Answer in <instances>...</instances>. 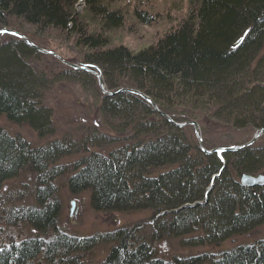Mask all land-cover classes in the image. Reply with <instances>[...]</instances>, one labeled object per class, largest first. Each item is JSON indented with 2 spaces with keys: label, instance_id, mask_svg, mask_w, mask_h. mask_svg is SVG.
<instances>
[{
  "label": "trees",
  "instance_id": "16d2710c",
  "mask_svg": "<svg viewBox=\"0 0 264 264\" xmlns=\"http://www.w3.org/2000/svg\"><path fill=\"white\" fill-rule=\"evenodd\" d=\"M80 2H84L88 14L101 23L100 33L87 31L76 8ZM106 2L0 0V29L15 30L11 19L16 18L36 32L74 33L79 37L75 44L80 46L75 48L89 51L83 53L85 65L95 66L100 71L109 92L139 91L175 122H185L182 118L187 119L189 111L198 112L195 106L201 109V115L205 114L218 124L235 129L251 125L255 130L264 129V0H188L189 14L177 29L136 54L124 47L106 50L109 39L105 33L125 24L120 10L112 9ZM135 15L144 25L155 20L148 11H135ZM8 37L0 46V120L4 118L8 124L25 126L40 140H46L51 137L54 126L52 111L43 105V94L54 82L28 64L41 55L38 51L25 41ZM241 38L242 43L235 48ZM63 77L71 78L85 92L91 93L101 125L120 134L119 138H109L110 133L103 131L105 136L87 138L81 142V148L77 142L63 139L75 147L76 155L82 153L84 147L92 151L91 157L98 158L86 167L75 164L79 174L68 181V188L75 193L78 180L92 188L90 204L102 213H111L107 210L110 207L120 208L122 213L148 212L152 206L158 210L164 207L172 210L178 203L203 197L206 177L213 171L215 174L224 168L222 179L230 170L233 172L232 169L255 173L263 170L261 154L255 153L253 148L226 153L223 160L217 154L207 156L197 143L194 142V147L190 145L182 128L160 116L139 96L123 92L106 97L99 90L97 79L86 71L68 68L54 81ZM224 104L229 107L224 108ZM37 121L42 124H36ZM91 129L96 131L99 127L96 124ZM122 130L128 133L126 138ZM6 131L5 127H0V216L8 211L4 205H8L7 197L2 189L9 179L17 177L23 169L39 172L41 178L45 174L48 178L55 165L70 156L62 154L59 146L63 141L54 139L31 150L24 141L15 144L13 136ZM89 142L103 145L106 152L99 153L94 148L95 143L91 146ZM119 142L125 143L119 146ZM46 195L45 191L38 190L39 206L21 212L27 216L28 225L41 230L54 217L51 208H39ZM173 216H177L178 221ZM160 221L169 223L164 234ZM155 224L150 236L142 231V226L136 225L131 232L115 233L109 240L104 238L111 246L101 264H153L152 244L161 235L178 239L179 231L191 225L197 234L206 236L213 248L240 235L262 232L264 186L250 190L229 181L224 191L219 188L217 193H209L205 207L187 208L166 218L162 216ZM63 235L49 244L45 242V248L49 247L43 257L45 261L55 253L56 250L51 253L50 248L55 246L56 240H70V236ZM134 240L137 249L127 246ZM31 241L12 248L15 242L8 248L6 243L0 242V264H23L37 251V245ZM93 242H82L78 247L86 248ZM240 244L237 242L229 250L215 253L217 261L200 259V264H264V239L251 248ZM58 251L67 259V251ZM171 260L184 259L174 256Z\"/></svg>",
  "mask_w": 264,
  "mask_h": 264
},
{
  "label": "rangeland",
  "instance_id": "374dc122",
  "mask_svg": "<svg viewBox=\"0 0 264 264\" xmlns=\"http://www.w3.org/2000/svg\"><path fill=\"white\" fill-rule=\"evenodd\" d=\"M107 3L112 9L120 10L125 18V24L121 28L105 33L104 36L109 39V45L106 50L124 47L134 54L148 49L165 37L169 32L176 30L179 26L178 24L185 20L189 14L188 0H107L106 4ZM76 8L78 14L83 18V23L86 29H88L87 31L100 33L101 23L88 14L84 2H80ZM135 11H148L155 17V20L150 25H144L136 18ZM11 23L15 28V30L12 31L17 32V30H20L19 33L30 40L33 45L58 56L57 58L51 54L39 52L41 55H39L37 59L34 58L28 62L35 71L44 74L46 78L54 82L51 88L49 90L47 89L43 94V105L52 111L55 134L53 138L51 136L46 138V140H40L36 134L27 127L8 124L4 118L0 120V127H5L13 137L18 136L15 138L27 140L30 143L31 149L41 148L47 143L53 142L56 138V141L69 138L77 142L78 145L87 138L94 139L105 136L104 132L110 133L108 136L109 138H119L120 134L117 135L114 131L110 132L107 127L101 125L97 105H95L96 100L91 93L85 92L80 84L78 85L72 82V79L69 77L65 79L63 77V79L54 81L63 70H68V68H70L62 64L60 60L89 69V67H85L86 62L83 60L85 57L83 53L88 54V49L82 50L83 52L80 51L82 48L76 49L80 47L78 43L75 44L79 37L75 36L74 33L70 35L69 32L68 34L60 33L56 30L36 32L34 28L16 18L11 19ZM7 30L11 31V29ZM8 36L7 34L0 35V46L8 41ZM75 46L77 47L75 48ZM64 66L68 68L65 69ZM93 69V72L98 73L95 67ZM94 77L96 78V76ZM193 108L199 111L201 110L199 107L193 106ZM199 111H189L187 112L189 115L187 119L182 118L185 122H195L199 126V135L196 134L192 126H185L182 128L192 147L195 145L194 142L199 145V137L202 139L206 149L207 147L209 149H216L243 146L257 133L255 129L247 128L238 130L231 126L218 124L214 122V120L207 118L205 114L204 116L201 115ZM185 122L182 121L181 123ZM96 124L99 129L91 131L92 125L94 126ZM97 131L99 132L96 133ZM89 143L91 146L95 143L94 148H97L99 153L106 152L103 145L96 142ZM124 143L125 142H121V144ZM252 148L255 149V153L261 154L264 172V135L257 139V142L252 145ZM231 160L232 159H230L228 163H230ZM74 161H76L74 156L63 159L58 167V171L62 172L58 173H66V175L53 183L50 182L51 186H54V189L52 192L53 195H50L52 197H50L49 201H52L55 195V200L58 202L57 204H59L60 201L59 206L62 207V213L60 214L58 222L60 226L57 228L54 227L61 236L65 234L67 236L84 238L88 241L94 240L93 243H96L94 248L95 256L90 259V263L105 260L109 247L111 246V244H109L110 242H106L105 239L108 238L109 240L110 236L118 233L117 231L131 232L136 225H139L142 226V231L150 236L152 231L150 227L153 226L154 222L151 221L153 217L149 211L121 214L94 213L90 204L91 195L89 192L81 193L77 191L76 193H71L68 188V179L78 172V169L75 168ZM223 169L224 168H221V170ZM41 176V173L36 171L32 172L30 169L19 171L17 178L7 182L2 189V194L6 195L9 201H12V203L8 205L4 203V205H6L5 208L9 210L11 208L17 209L14 207L21 206L22 208H19L21 209L20 212H24L30 208L37 207L36 192L38 190L47 191L50 189L45 183H41ZM71 203H74V207L71 206ZM3 215L0 216V229L7 226V224L2 221L6 216ZM161 222L162 221H160V223ZM159 224L157 226H159ZM17 228V226H14V228L12 226H7L5 227V231H2L6 236V242H4L6 246L10 245L12 242H24L35 237L25 225ZM15 229H17V231H15ZM53 231L54 230L50 229L47 234L48 237L44 238L42 242H47L49 244V242L54 241L56 236L53 235ZM260 239H264V229L262 232L261 230H257L247 233L241 238L229 240L217 248H205L202 252L209 251L217 253L229 250L232 246L236 245L237 242L252 245L257 243ZM182 242L181 239L164 236L163 241H155L152 247L161 252V257L164 261L170 258L172 259L174 256L182 257L184 260L189 259L195 254L194 250L193 248L188 249L181 247L180 244Z\"/></svg>",
  "mask_w": 264,
  "mask_h": 264
},
{
  "label": "bare ground",
  "instance_id": "6f19581e",
  "mask_svg": "<svg viewBox=\"0 0 264 264\" xmlns=\"http://www.w3.org/2000/svg\"><path fill=\"white\" fill-rule=\"evenodd\" d=\"M242 41H243V38L239 39L237 41V43L234 45V47L235 48L239 47L240 44L242 43ZM87 67H89V71L92 72V70H94L93 68L95 66L87 65ZM99 90L106 97H112L114 95H118L120 93H123L122 90H126V91H124L126 93H130L129 91H131V90H128V89H121V90H118L117 92L111 93V92H109L107 90L106 86H104V90L107 91L110 94V95H106L100 89V87H99ZM133 91H136V90H133ZM130 94H133V93H130ZM141 94H143V93H141ZM133 95H136V94H133ZM136 96H139V95H136ZM139 97L142 98L141 96H139ZM142 99L145 100L144 98H142ZM151 102L153 103L152 100H151ZM148 104L154 109V107L150 103H148ZM227 107H229V104H224V108H227ZM155 111L160 116H162L163 118L168 120L169 122L170 121L175 122L168 115H166L165 113L159 111L158 107H157V110H155ZM248 119L250 120L251 118H248ZM47 121H48V119H47ZM36 124L40 125L42 123H40V121L39 122L37 121ZM174 124L189 125L190 123H188V122H185V123L175 122ZM52 126H53V123H52ZM247 128L256 129L252 125L248 126V127H245V128H242V129H247ZM262 130H264V129H262ZM122 131H124V136L123 137L126 138V135L128 133L125 132V130H122ZM256 131H257L256 134H258L261 130H256ZM46 132H48V130ZM54 134H55V129L53 128V131L51 132V135H49V136H52ZM255 135H253V137ZM262 136H260V137H262ZM138 137L141 138V136H138ZM253 137L251 138V140L253 139ZM12 139H14L15 144H18L20 141H24L30 146V143L27 140H25V139L15 138V137H12ZM251 140H249L248 142H250ZM58 141H60V140H58ZM61 141H63V139ZM256 142H257V140L252 145H254ZM61 143H62V145H60L59 147H60V149L62 151V154L63 155H70V156H66V158L74 156V158H76V161H74L75 162L74 164H76V165L86 167L89 162H91L92 160H97L98 159L97 157H91L90 155H92V151H89L88 149H85L84 147H82V150H83L82 153H79L78 155H76L77 152L75 150V147L73 145H71V144H68L67 140L63 141ZM118 145L121 146L123 144H121V142H119ZM252 145L247 147V148H242L239 151H242V150H245V149H248V148H252ZM78 147L81 148V145H78ZM229 148H231V147H229ZM221 149L222 148H216V149L215 148L214 149L211 148L209 150H206V151L210 152V154H205V153L204 154L207 155V156L208 155L211 156V155L217 154L216 156H218L219 159L221 158V160H223V157L225 156L224 155L225 153L232 154V153L238 152V151H234V152H222V153H219L218 150H221ZM31 150H33V149H31ZM252 150L254 151L255 149L253 148ZM78 156H81V157H78ZM197 163L201 164L200 161H197ZM59 166H60V163H57L55 165V170L51 171V172L49 171L51 173V175L48 178H47V176L45 177V174L41 178L42 179L41 183H45V185H47V187L50 188V189L45 191L46 194H47L46 196L47 197L49 196V197L45 198L43 206H40L39 208L48 207V208H51L53 210L54 217H53V219H52L50 224L46 225L44 228H42V230L40 228H38L37 226L28 225L27 216L24 213L20 212L21 209H19V208H22L21 206L20 207H14V208H17V209H14L12 211L8 210L3 215V216H5V215L6 216H5L4 219H2V221H4L7 224V226H12L13 228H14V226H17L19 228V226H24L25 225V227H28L30 232H32V234H34V236H35V237L31 238V240H32L31 243H34V245H37L36 246L37 247V251L35 253H33L28 259L26 258L24 260L23 264H91L90 263V259L95 256L94 248H95L96 243H93L92 245L87 246L86 248L78 247L79 244H81L82 242H87L89 244L90 241H88V240H86L84 238H80V237L77 238V237L70 236L72 238L71 239L68 236H65V237H68L70 240H64L63 239L64 241L62 240V241H59V242H58V240H56L55 246L50 248L51 249V253H52L53 249H54V251L56 250L55 253L52 256H49L48 259H46V261L43 258L44 255L46 254V251L49 252V249H48L49 247L45 248V246H44L45 242H42V241H43L44 238L48 237L47 234L49 233L50 229L54 230L53 231V235L56 236V239L60 237V234L57 232V229L55 230V228L60 226V224H58V222H59V219H60V214L62 213V210H61L62 207L59 206L60 205V201H59V204H57L58 202L55 200V195H54L53 200L49 201L50 197H52L50 195H53V193H51V192H53V189H54V186H51L50 182L53 183V182L59 180L62 176L66 175V173H58V172H62V171H58V169H59L58 167ZM232 170H233V172H230L231 171L230 170L226 175H224V177L222 179H221V177L223 176V171L221 169L217 170V173H215V174H213L214 171L212 172V174H209L208 177H206V182H207L206 185H207V187L205 188L203 197H199L198 199H195V198L190 199L189 202L185 203V204H181V203L176 202L178 204H176L175 205L176 208L172 209V210H170V209H168L166 207H164L165 211L162 210V209L158 210V208H156L159 211V212H157V210L152 206L150 208L149 212L151 213V216L153 217L154 221L153 220H151V221L154 222V224H153V226L150 229H152L156 225L155 223H157L159 221V219H161L162 216L166 218L170 214H172V215L176 214L177 215L180 212H184V211H186L187 208L195 209V207H205L206 206V202H208V199H209V193L210 192L217 193L219 188H221L224 191V189H226L227 186L229 185V181H233V183H239L241 186H243L245 188H248L250 190H254V189L258 188V187H261V186H257V185L252 186L251 184L250 185L246 184L245 183L246 182L245 178L246 177L264 176L263 170L259 171V173H255V172H241V171L238 172L236 169H232ZM78 174H79V171L73 176L75 177ZM11 175L15 176L16 174L12 173ZM73 176H71V178ZM12 178L9 179L8 182L12 181L13 179H15L17 177H14L13 179ZM71 178H69L68 181H70ZM75 182H76L75 183L76 184L75 185V190H74L75 193L77 191H79L81 193L82 192H89V193L91 192L92 193L94 191L92 188H89V187L87 188V186L83 185L79 180L75 181ZM51 187H53V188H51ZM55 193H56V191H55ZM57 198H58V196H57ZM7 202H8V204L12 203V201H9L8 199H7ZM36 202H37V207H38L39 206V201H36ZM164 206H166V205H164ZM37 207H34V208H37ZM119 209L120 208H117V207H114V208L110 207L107 210L112 211L111 213H114V214H121L122 211H119ZM166 209H168V210H166ZM92 211L94 213H100L101 212L100 210L98 211V210L94 209L93 207H92ZM25 212H27V210ZM7 216H8V218H7ZM176 218H177V216H176ZM176 218H175V221H178ZM172 220H174V219H172ZM5 223H4V225H5ZM167 223L168 222H163V223L160 224L161 227H162V230H163V234H164V231H168V224L169 223L168 224ZM7 226H4V227H2L0 229V242H6V236H5V234L3 232L5 231V227H7ZM191 227H192V225L189 226V227H185V228L182 227L183 230L179 231L178 239H181L183 241L180 244L181 247H185V248H188V249L193 248L194 253H195L194 255H192L193 258L191 257V258H189L187 260L186 259L185 260H176L175 262H174V260H171V258H170V259H168L169 261L168 260L164 261V259L161 257V252L159 250H155L152 247L153 248L152 249L153 250L152 251V255H153V261H154L153 264H200V259L203 260V261H213V262L217 261V258L214 256L216 252H209V251L202 252L203 249L208 248V247H212V246L208 243L207 238H206L205 235L197 234L198 232H195L193 229H191ZM17 229H15V231H17ZM55 231H56V233H55ZM117 232L119 233V231H117ZM243 236L244 235H240V236H238V238H241ZM163 240H164V235H161V237H159L157 239V241H163ZM20 242L21 241H17V243L15 242L14 245L13 244L11 245V248L18 246V244ZM129 243H131V244H129ZM128 245L129 246L132 245L133 247L135 246V248L137 249V246H136L137 242L135 240H134V242H128L127 246ZM243 245L250 246L249 248H251L254 244H252V245L243 244ZM41 246H43L45 248L44 251H43V248ZM240 246H242V244H240ZM6 248H8V246H6ZM58 249H62V251L65 250V252L66 251L68 252V253H66V256H65L67 259L62 258V255H61L60 251H58ZM97 263L101 264V263H103V261L92 263V264H97Z\"/></svg>",
  "mask_w": 264,
  "mask_h": 264
},
{
  "label": "water",
  "instance_id": "95a60500",
  "mask_svg": "<svg viewBox=\"0 0 264 264\" xmlns=\"http://www.w3.org/2000/svg\"><path fill=\"white\" fill-rule=\"evenodd\" d=\"M0 33H8V34L14 35V36L18 37L19 39L25 40V41L28 43V45H30L32 48L38 50L39 52L47 53V54H52L53 56H56V55L53 54V53H49V52H47V51H44V50H42V49L36 47V46L33 45V44H32L27 38H25L23 35H21V34H19V33L12 32V31H8L7 29L1 30ZM56 57L58 58V56H56ZM60 61H61L62 63H64L65 65H67L68 67L72 68V69L89 71V69L84 68V67H81V66H78V65H76V64H70V63L65 62V61H63V60H60ZM89 72H90V71H89ZM91 73H92V72H91ZM93 74L96 76V78H97V80H98V85H99L100 89L104 92V94H106V95H110L107 91L104 90V84H103V81H102V77H101V75H100L99 73H96V72H93ZM124 91H126V90H122V92H124ZM129 92L141 96V97L144 98L148 103H150V104L154 107L155 110H157V107L155 106V104H153V103L151 102V100H150L147 96L141 94V93L138 92V91H133V90H131V91H129ZM163 116H164V115H163ZM174 125H175L176 127H179V128H182V127L186 126V125H179V124H174ZM190 125L194 126L196 134L199 135V126L197 125V123L192 122V123H190ZM263 134H264V130H261L258 134H256V135L253 137V139H252L250 142L244 144L243 146H239V147H231V148L221 149V150H218V151H219V153H222V152H234V151H239V150L242 149V148H247V147L251 146V145H252V144H253V143H254V142H255L260 136H262ZM198 140H199V148H200L205 154H210V152L206 151V149L204 148V145H203L202 139L199 137ZM212 153H213V152H212ZM245 181H246L245 183L248 184V185L251 184L252 186H254V185H257V186H264V176H258V177H246V178H245ZM245 183H244V184H245ZM71 205H72V207H74V203H71Z\"/></svg>",
  "mask_w": 264,
  "mask_h": 264
}]
</instances>
